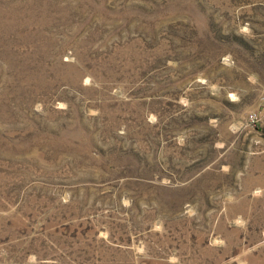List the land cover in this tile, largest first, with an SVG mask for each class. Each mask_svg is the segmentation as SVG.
Here are the masks:
<instances>
[{
    "label": "rangeland",
    "instance_id": "obj_1",
    "mask_svg": "<svg viewBox=\"0 0 264 264\" xmlns=\"http://www.w3.org/2000/svg\"><path fill=\"white\" fill-rule=\"evenodd\" d=\"M0 264H264V0H0Z\"/></svg>",
    "mask_w": 264,
    "mask_h": 264
},
{
    "label": "built area",
    "instance_id": "obj_2",
    "mask_svg": "<svg viewBox=\"0 0 264 264\" xmlns=\"http://www.w3.org/2000/svg\"><path fill=\"white\" fill-rule=\"evenodd\" d=\"M248 118H249V120H252V117H251V115H249V117H248Z\"/></svg>",
    "mask_w": 264,
    "mask_h": 264
}]
</instances>
